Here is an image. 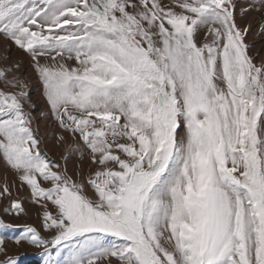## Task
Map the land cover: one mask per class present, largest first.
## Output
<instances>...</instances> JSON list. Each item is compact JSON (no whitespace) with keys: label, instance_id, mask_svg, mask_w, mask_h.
Listing matches in <instances>:
<instances>
[{"label":"snow or ice","instance_id":"snow-or-ice-1","mask_svg":"<svg viewBox=\"0 0 264 264\" xmlns=\"http://www.w3.org/2000/svg\"><path fill=\"white\" fill-rule=\"evenodd\" d=\"M237 7L0 0V159L41 221L19 226L17 245L43 264H264V59ZM12 48L43 83L58 142L75 141L63 165L41 147ZM0 197L26 214L7 180ZM4 244L0 264H19Z\"/></svg>","mask_w":264,"mask_h":264},{"label":"rangeland","instance_id":"rangeland-1","mask_svg":"<svg viewBox=\"0 0 264 264\" xmlns=\"http://www.w3.org/2000/svg\"><path fill=\"white\" fill-rule=\"evenodd\" d=\"M238 7L236 9L237 19L243 26L248 21H253L256 27L252 28L247 36V42L251 45L249 52L256 56V62L264 59V34L261 33L259 24L264 22V8H261L258 0H237ZM244 9H248L247 14L243 15L241 19V13ZM4 49L3 43L0 42V50ZM2 49V50H3ZM4 54V52H3ZM2 51L0 55H3ZM11 56L13 61H21L22 69L24 71L25 78L28 82V89L31 99L34 103V107L29 109L33 112L35 117L34 126L39 128V137L41 138V147L44 150L47 157L60 164H65V155L69 151V145L75 143L70 137L64 143H60L57 140L58 135L61 133L56 124L55 119L52 117L49 109V105L43 95V83L40 80L37 73H35L30 57L23 56L17 49L12 48ZM74 64V61L69 62ZM0 87H4L2 81H0ZM47 113V115H43ZM67 135V134H65ZM81 158L79 153H75L67 160V167L69 173H74L77 170V165L80 164ZM87 168V161L85 158V169ZM7 180L10 187H12V194L14 198L22 201L23 207L26 210V214H20L16 216L14 213L5 212V208L9 204V200L0 197V218L4 221L18 226L9 228L6 230H0V236L5 237V244L3 247L6 249L9 255H15L19 258V264H26L30 260H38L43 264L40 252L41 248L23 243L17 245L12 237L19 235L21 227L24 225L40 227V217L38 213L40 209L37 205L30 202V192L26 187H20L19 181L15 180V174L6 165L3 159H0V186ZM3 253H0V260L4 259Z\"/></svg>","mask_w":264,"mask_h":264},{"label":"trees","instance_id":"trees-1","mask_svg":"<svg viewBox=\"0 0 264 264\" xmlns=\"http://www.w3.org/2000/svg\"><path fill=\"white\" fill-rule=\"evenodd\" d=\"M26 264H41V263L38 260L33 259L28 261Z\"/></svg>","mask_w":264,"mask_h":264},{"label":"bare ground","instance_id":"bare-ground-1","mask_svg":"<svg viewBox=\"0 0 264 264\" xmlns=\"http://www.w3.org/2000/svg\"><path fill=\"white\" fill-rule=\"evenodd\" d=\"M2 43V42H1ZM3 48H1L0 52L2 51V54L4 52V49L2 50ZM23 56H26L25 54L21 53Z\"/></svg>","mask_w":264,"mask_h":264}]
</instances>
